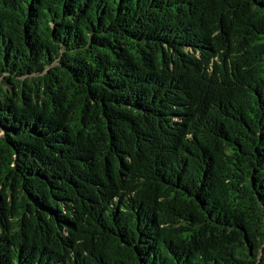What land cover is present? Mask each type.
Returning a JSON list of instances; mask_svg holds the SVG:
<instances>
[{"label":"trees","instance_id":"16d2710c","mask_svg":"<svg viewBox=\"0 0 264 264\" xmlns=\"http://www.w3.org/2000/svg\"><path fill=\"white\" fill-rule=\"evenodd\" d=\"M0 264H264V0H0Z\"/></svg>","mask_w":264,"mask_h":264}]
</instances>
